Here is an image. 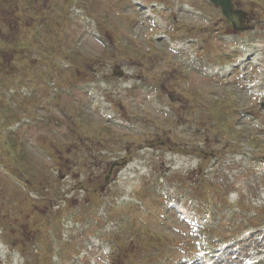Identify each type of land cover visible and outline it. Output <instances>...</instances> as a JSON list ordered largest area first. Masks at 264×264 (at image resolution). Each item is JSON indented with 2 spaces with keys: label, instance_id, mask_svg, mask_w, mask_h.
Listing matches in <instances>:
<instances>
[{
  "label": "rangeland",
  "instance_id": "374dc122",
  "mask_svg": "<svg viewBox=\"0 0 264 264\" xmlns=\"http://www.w3.org/2000/svg\"><path fill=\"white\" fill-rule=\"evenodd\" d=\"M238 1L263 23L228 74L196 0H0V264H264V0Z\"/></svg>",
  "mask_w": 264,
  "mask_h": 264
},
{
  "label": "flooded vegetation",
  "instance_id": "af4514ba",
  "mask_svg": "<svg viewBox=\"0 0 264 264\" xmlns=\"http://www.w3.org/2000/svg\"><path fill=\"white\" fill-rule=\"evenodd\" d=\"M200 1H202V3H204V4H208V5H210L212 8L215 9L216 12L219 13V10H218L215 6L209 4L207 0H200ZM232 1H234V0H232ZM232 3H233V2H232ZM237 8H239V4H238V2H234V4H233V10H239V9H237ZM253 21H254V23H252ZM261 22H263V21H261ZM261 22H260L258 19L252 18L251 16H248L247 14H245V15H243V16L239 19V27L246 28V27H248V26H251V27H252L251 32H252V31H254V30L257 28L258 24H260ZM252 24H253V25H252ZM230 29H231V28H230ZM247 33H248V32H246V33L233 32L232 29H231V34H232L234 37H237V38H239V39H241L242 35H246ZM243 37L245 38L246 36H243ZM239 39H238V40H239ZM238 44H242V40H240V41L238 42Z\"/></svg>",
  "mask_w": 264,
  "mask_h": 264
},
{
  "label": "water",
  "instance_id": "95a60500",
  "mask_svg": "<svg viewBox=\"0 0 264 264\" xmlns=\"http://www.w3.org/2000/svg\"><path fill=\"white\" fill-rule=\"evenodd\" d=\"M210 1L222 8V15L226 18V22L234 26L236 14L230 13L229 11L230 5L228 4L227 0H210Z\"/></svg>",
  "mask_w": 264,
  "mask_h": 264
},
{
  "label": "bare ground",
  "instance_id": "6f19581e",
  "mask_svg": "<svg viewBox=\"0 0 264 264\" xmlns=\"http://www.w3.org/2000/svg\"><path fill=\"white\" fill-rule=\"evenodd\" d=\"M133 167H135V165H133Z\"/></svg>",
  "mask_w": 264,
  "mask_h": 264
}]
</instances>
